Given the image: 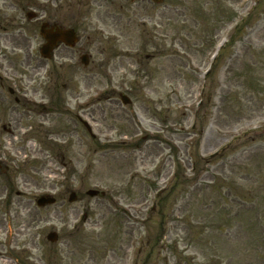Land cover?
Returning <instances> with one entry per match:
<instances>
[{"label":"rangeland","instance_id":"rangeland-1","mask_svg":"<svg viewBox=\"0 0 264 264\" xmlns=\"http://www.w3.org/2000/svg\"><path fill=\"white\" fill-rule=\"evenodd\" d=\"M9 5L0 0V73L25 77L27 53L38 52L41 40L19 34ZM161 6L166 14L153 37L154 24L129 27L122 16L112 23L95 15L97 31L110 37L107 51L123 58L106 81L130 104L84 95L70 105L75 123L59 109L53 138L46 128L20 127L1 138L0 155L5 150L11 164L0 170V192L10 186L22 195L13 216L0 205V238L20 231L2 250V264H13L16 245L24 264H264V0ZM146 52L154 59H137ZM40 76V92L66 99L63 82L55 88L44 69ZM72 85L86 87L80 78ZM73 192L78 200L69 202ZM45 193L56 203L39 208ZM50 231L59 235L55 244Z\"/></svg>","mask_w":264,"mask_h":264},{"label":"flooded vegetation","instance_id":"flooded-vegetation-1","mask_svg":"<svg viewBox=\"0 0 264 264\" xmlns=\"http://www.w3.org/2000/svg\"><path fill=\"white\" fill-rule=\"evenodd\" d=\"M124 1L126 4H123ZM124 1L9 0L10 20L16 25L18 24L22 30L19 31V34L32 33L33 37L35 39L39 37L41 42H39L40 47L37 53L30 49L27 53L29 62L26 66L30 69L29 72L24 73L25 77H12L15 74L9 71L8 76H3L0 73V146L7 147L1 138L16 133L17 127L24 128L28 132L33 129L46 128L50 131L48 136L53 138L54 133L52 132L59 124V109L61 114L65 112L72 115L69 117L72 123L76 122L70 108L74 99L78 101L84 95L92 93H108L105 98L112 102L115 100L116 92L119 89L116 84L107 83L106 80L111 81L112 73L117 71L120 66L117 60L122 61L123 58L117 52L107 51V41L104 42V40L110 39V37H104L103 32L97 31L95 15H98L100 20L112 23H120L122 16L129 27L139 20L142 22V27L154 24L155 29H150V34L153 37L154 33L161 30L162 16L166 14V9H163L162 4L152 0ZM117 8L121 10V15L113 11ZM127 8H134V10L133 12L125 11ZM24 19L25 21L22 22ZM97 34L102 38L96 39ZM103 42L104 45H102ZM108 42L112 41L108 40ZM44 45H48V58H44L41 54ZM146 48L147 44L144 46V50ZM160 48L159 44V52L162 51ZM154 56L155 54L151 52H146L142 56L138 53L137 59L150 61L154 59ZM31 57H34L35 60H31ZM126 58L129 61L132 59ZM22 64L24 65V62ZM40 69H42L40 75L43 69L45 72L47 71L46 75L51 78L50 81L55 88V85L59 86V82H63L64 92L67 93L65 100L59 101L62 96L58 98L53 94L56 90L40 92L41 76L39 75L40 78L38 76ZM77 78H80L81 84L86 86L84 89L74 90L72 88V81ZM90 111V107L82 109V113L85 115ZM76 117L81 123L82 117L79 115ZM4 151L1 150L0 170L2 167L8 169L11 164V160L6 158ZM8 187L2 193L0 192V205L4 206L3 209L7 215L13 216L18 212L19 196L22 195L14 189L12 190L10 186ZM12 231L14 238L15 234L19 235L20 231L16 226ZM14 238L11 237L8 241L6 240L8 238L5 240L0 238V264H2L1 258L5 259L8 256V252L2 254V250L6 246L12 248ZM15 248L9 254L11 262L24 264L21 246L16 245Z\"/></svg>","mask_w":264,"mask_h":264},{"label":"water","instance_id":"water-1","mask_svg":"<svg viewBox=\"0 0 264 264\" xmlns=\"http://www.w3.org/2000/svg\"><path fill=\"white\" fill-rule=\"evenodd\" d=\"M158 2H162L163 0H156ZM123 102L125 104L129 103V98L126 96V97H123ZM88 194L91 195V196H98L99 195V191H96V190H88ZM77 198H76V194L73 193L70 198H69V201L70 202H73L75 201ZM56 200L50 196H43L41 197L40 199H38L37 201V204H39L40 206H46L48 204H55ZM58 235L55 233V232H52V233H49L48 234V239L52 242H57L58 241Z\"/></svg>","mask_w":264,"mask_h":264}]
</instances>
